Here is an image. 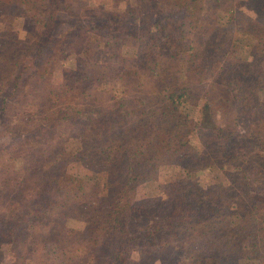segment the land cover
Returning <instances> with one entry per match:
<instances>
[{"label": "trees", "instance_id": "16d2710c", "mask_svg": "<svg viewBox=\"0 0 264 264\" xmlns=\"http://www.w3.org/2000/svg\"><path fill=\"white\" fill-rule=\"evenodd\" d=\"M74 1L0 0V264H45L47 245L64 264H264V26L243 20V42L215 52L248 0H86L57 33ZM18 10L34 22L24 39ZM91 155L99 176L71 172ZM210 165L223 188L195 182ZM155 175L164 198L146 221L135 186Z\"/></svg>", "mask_w": 264, "mask_h": 264}, {"label": "rangeland", "instance_id": "374dc122", "mask_svg": "<svg viewBox=\"0 0 264 264\" xmlns=\"http://www.w3.org/2000/svg\"><path fill=\"white\" fill-rule=\"evenodd\" d=\"M95 3L108 4L112 9H119L122 4L120 0H94ZM90 3L86 0H75L71 6V10L68 14L62 13L57 22V33L63 32L70 28L74 23H76L79 14L81 13L83 7ZM259 11L253 10V3L248 0V2L240 9L236 10L234 27L230 25L222 27L220 34L215 33V52L216 56L219 58H225L227 53L230 52L232 44H240L241 40L246 37L243 30L240 29L242 21L255 19L264 26V7L258 9ZM12 29L20 39H24L27 33L33 31L34 22L31 18L25 16L23 10H18L15 13L14 20L12 21ZM72 64V60L66 61L65 64L58 65L53 71L52 83L60 82L61 76L69 69ZM51 83V82H49ZM50 85V84H49ZM30 90L27 86H22L19 88V92L28 93ZM3 135V134H2ZM0 135V140H6L4 136ZM7 137V136H5ZM0 141V142H1ZM190 147L197 149L199 144L196 137H192L189 141ZM106 166L104 163L103 156L101 155H91V156H81L79 160L71 165V172L75 175L84 176L87 179L92 180L99 176L101 172L105 170ZM162 177L160 175H155L149 178L140 180L135 188V197L132 205L134 208L141 210L144 214L146 221L150 210L154 207H158L159 203L164 198L163 193L160 191L158 185L161 182ZM37 177L32 173H23L18 179V186L23 190L31 188L36 183ZM195 182H198L203 188L208 189H219L223 188L228 184L226 178L220 172V170L215 165H210L208 169H204L197 176L194 177ZM72 225L75 228H82L84 226L83 222L73 221ZM1 229V228H0ZM1 241V237H0ZM49 244V243H48ZM46 247V248H45ZM42 248V260L45 264H64V258L61 252L54 245H47ZM45 248V249H44ZM6 249H3V251ZM3 263L10 264L12 258L8 252H2Z\"/></svg>", "mask_w": 264, "mask_h": 264}]
</instances>
